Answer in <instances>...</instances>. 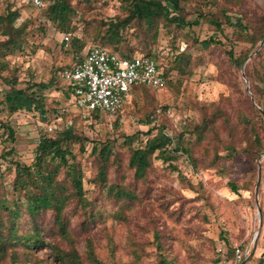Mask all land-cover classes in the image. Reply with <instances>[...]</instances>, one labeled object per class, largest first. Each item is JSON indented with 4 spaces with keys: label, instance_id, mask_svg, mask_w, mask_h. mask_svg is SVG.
<instances>
[{
    "label": "rangeland",
    "instance_id": "obj_1",
    "mask_svg": "<svg viewBox=\"0 0 264 264\" xmlns=\"http://www.w3.org/2000/svg\"><path fill=\"white\" fill-rule=\"evenodd\" d=\"M72 3L71 29L66 33L63 27L48 21L41 10L27 5V0H0V12L8 4L20 9L16 25L29 23L25 49L12 51L7 56L9 69L3 76L16 75L21 86H26L28 80L48 81L56 68L73 63L74 36L86 43L83 55L94 44H101L96 35L102 30V21L127 14L120 0H74ZM182 5V13L188 20L198 17L202 11L217 14L225 23L223 31H217L204 20L181 30L161 27L157 40L149 39L152 51L165 63L170 64L181 51L191 54L189 63H175L164 88L142 89L134 85L119 114L101 112L95 117L69 93L67 82L57 79L56 86L46 92L49 118L44 120L37 110H21L10 115L9 121L17 135L14 143L5 140L6 135H2L0 128V148L14 146V159L25 161L33 158L39 132L45 127L51 126L55 131L56 127L64 129L68 123L86 138L87 152L80 153L79 158L84 165L87 199L95 202V211L100 215L84 229L81 225L84 215L72 211L70 236H48L49 241L62 249L75 246L83 259L91 241L104 264H157L153 244L155 229L162 232L167 255L175 264H221L225 257L220 261L217 258L225 251L223 239L234 246L252 247L246 264H257L263 249L259 247H264V150L257 152V146L252 143L256 130L264 147V114L253 110L252 105L258 106L247 90L249 85L255 102L263 109L264 38L253 45L239 27L226 22L222 15L226 9L232 21L241 18L247 31L256 35L263 27L264 0H188ZM211 36L224 44L212 45L209 49L193 44L195 38ZM143 39L137 30L128 34L130 45L138 51H147ZM230 48L235 56L248 54L243 69L230 60L226 53ZM8 87L0 76V99ZM214 113L218 115L216 134L210 132L201 145L195 146L198 161L193 162L181 153L172 162L179 167L174 171L168 163L155 160L149 183L138 186L142 201L130 210L104 198L92 181L99 165L93 152L95 145L99 148L109 142L117 156L109 179L120 182L126 177L132 182V172L127 170L129 147L125 135L138 133L135 143L144 145L148 137L145 132L155 124L178 135ZM6 118V112L0 115V119ZM76 145L75 151L79 153L80 142L76 141ZM9 160H2L0 172L3 173L1 182L12 199L15 197L11 187L14 169ZM232 181L238 185V192L230 188ZM39 184L46 187L48 181L41 179ZM32 256L59 264L51 248L34 251ZM0 264L15 263L0 259Z\"/></svg>",
    "mask_w": 264,
    "mask_h": 264
},
{
    "label": "trees",
    "instance_id": "obj_2",
    "mask_svg": "<svg viewBox=\"0 0 264 264\" xmlns=\"http://www.w3.org/2000/svg\"><path fill=\"white\" fill-rule=\"evenodd\" d=\"M74 0H42V6H38L33 0H27L30 4L41 10L48 21H52L58 27H63L66 33L71 29V14L74 13ZM90 1V0H88ZM127 14L124 17H111L102 21L100 32L96 35L101 45L116 53L121 57L131 58L134 56H149L155 58L158 69L169 81L170 75L175 69L176 62L191 61V54L181 51L175 55L171 63L162 61L160 55L152 51L151 41L157 40L161 27L175 28L177 30L193 27L200 24L201 20L209 22L215 26L217 31H223L225 21L213 12H200L194 19H186L183 15L182 3L188 0H120ZM226 22L240 28L242 35L247 41L255 45L264 38V15L262 17V29L258 34L253 35L247 31V26L243 24L241 18L232 21L227 10L222 11ZM20 17V9L12 4H8L0 12V76L9 86L3 91L0 99V115L7 113L6 120L0 119L2 135H6L5 140L14 143L17 139L16 131L12 127L9 116L21 110H37L44 120L48 117L46 104V92L51 91L60 79L59 72L68 67H73L82 61L91 46L83 55L81 52L85 48V41L80 37L72 38L74 47V61L71 65L58 67L53 72L48 81L28 80L26 86H21V81L16 75L3 76L2 73L9 69L6 58L9 54L25 49V40L29 35L28 21L22 25H16V20ZM45 25V23L43 24ZM43 27V26H42ZM104 28V29H103ZM139 31L144 36L142 43L147 51H138L136 47L130 45L128 34ZM193 44L202 48H211L212 45H223V41L211 36L206 39H193ZM13 51V52H12ZM230 60L239 68H242L248 54L235 56L233 48L226 52ZM261 55V53H260ZM142 89H150L146 85H140ZM69 93L74 96L70 87ZM250 94V93H249ZM254 97V96H253ZM250 99L260 108L252 105L253 110L259 114H264L259 102H255L250 95ZM57 112V109H53ZM95 117L103 110L95 109L89 111ZM110 114V113H109ZM119 114V113H118ZM59 116V115H58ZM217 114L206 117L198 124H191L186 131L178 135H172L158 127L156 124L149 127L145 132L148 136L144 145L136 144L139 134L125 135V143L129 147L127 170L132 172V182L126 177L119 181H111L109 173L117 160L111 144L97 145L93 147V152L97 155L99 165L96 176L92 181L100 189L104 198L108 197L127 210L133 208L142 201L141 193L138 192L140 184L149 183V175L155 160L168 163L174 171L179 167L172 163L174 160L186 154L197 162L194 155V148L201 145L210 132L215 133ZM151 123V121H148ZM48 123H50L48 121ZM51 127V126H50ZM45 127L40 130L37 144L34 148V156L31 161L21 158L14 159L16 150L14 146H4L0 148V167L2 160L10 159L14 169V178L11 182L14 198H9L7 188L3 186L0 172V259L3 261L11 259L15 264H50L43 258L33 257L34 251L46 248L52 249V256L59 264H104L103 259L94 251L91 241L87 245L86 259H83L75 246L65 250L48 240L51 234H59L64 237L70 236L69 227L71 225L70 213L81 212L84 219L81 222L82 228L90 227L100 215L95 211V202L88 201L84 184V165L79 158V154H85L84 136L79 135L73 125L68 123L64 129H53ZM216 134V133H215ZM76 141L80 142L79 153L75 151ZM253 145L257 146V152H262L264 147L260 141L258 132H254L252 137ZM99 144V143H98ZM233 155H231L232 157ZM46 179L48 185L42 187L39 180ZM234 192L239 191L235 182L229 183ZM153 244L156 247L157 264H175L172 258L168 257L166 245L163 241L161 231L154 230ZM225 248L222 258L232 259L234 257L235 246L228 239H223ZM247 248V244L241 245ZM257 264H264V252L258 257Z\"/></svg>",
    "mask_w": 264,
    "mask_h": 264
},
{
    "label": "built area",
    "instance_id": "obj_3",
    "mask_svg": "<svg viewBox=\"0 0 264 264\" xmlns=\"http://www.w3.org/2000/svg\"><path fill=\"white\" fill-rule=\"evenodd\" d=\"M33 1L38 6L43 4L42 0ZM59 77L67 82L81 107L110 114L122 111L132 86L160 89L168 83L155 58L143 55L124 58L101 45L90 48L86 57L73 67L62 69ZM251 248L250 245L245 249L241 245L235 246L234 257L224 258L221 264H246ZM219 251L223 254V248Z\"/></svg>",
    "mask_w": 264,
    "mask_h": 264
},
{
    "label": "water",
    "instance_id": "obj_4",
    "mask_svg": "<svg viewBox=\"0 0 264 264\" xmlns=\"http://www.w3.org/2000/svg\"><path fill=\"white\" fill-rule=\"evenodd\" d=\"M244 68V66L242 67V69ZM247 90H248V92L250 93V95L252 96V99L254 100V97H253V95H252V93H251V91H250V89H249V85H247ZM259 211H260V208H259Z\"/></svg>",
    "mask_w": 264,
    "mask_h": 264
},
{
    "label": "crops",
    "instance_id": "obj_5",
    "mask_svg": "<svg viewBox=\"0 0 264 264\" xmlns=\"http://www.w3.org/2000/svg\"><path fill=\"white\" fill-rule=\"evenodd\" d=\"M259 249H262V251L260 252V254L258 255V257L264 252V247H259Z\"/></svg>",
    "mask_w": 264,
    "mask_h": 264
}]
</instances>
